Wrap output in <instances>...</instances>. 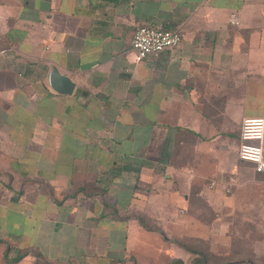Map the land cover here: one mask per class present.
<instances>
[{
	"label": "crops",
	"instance_id": "crops-1",
	"mask_svg": "<svg viewBox=\"0 0 264 264\" xmlns=\"http://www.w3.org/2000/svg\"><path fill=\"white\" fill-rule=\"evenodd\" d=\"M143 25L182 42L137 63ZM251 116L264 117V0H0V264L152 257L154 233L114 208L176 228L195 199L220 221L261 206L264 174L230 150ZM7 247L30 253L7 263Z\"/></svg>",
	"mask_w": 264,
	"mask_h": 264
},
{
	"label": "rangeland",
	"instance_id": "rangeland-1",
	"mask_svg": "<svg viewBox=\"0 0 264 264\" xmlns=\"http://www.w3.org/2000/svg\"><path fill=\"white\" fill-rule=\"evenodd\" d=\"M240 124L241 122L237 125L241 127ZM238 144L239 142L237 140H232L230 150L235 149L239 153V148L237 149ZM226 147L228 146L226 145ZM234 179H236L235 176ZM205 180L207 181L203 183H206L207 186L211 188L216 186L214 177H209ZM232 192L233 190L227 193L230 194ZM187 208L186 214L182 213L186 217L183 220V225L176 228L170 222L161 225L159 221L153 220L147 215L136 211H123L114 215L112 209V215L114 217L116 216L119 220H122L125 216H129L127 220H137L135 217H131L137 214L146 216L152 221L150 223L164 233L165 238L157 231L148 230L154 233L155 237L144 238L141 242L145 246L156 249L153 251L152 257L147 256L146 251L140 250L136 254L131 252L118 253L112 259L108 257V260H114L117 263L127 261L128 264H179L178 260H180L182 264H192L195 258L200 257L199 254L197 255L193 252L196 250V252L203 251L209 254L208 264H224L230 262H235L234 264H247L246 260L252 261L253 264H264L263 203L261 206L244 207L231 214L229 216L231 219L226 220L224 218L222 221L219 219L220 213L203 201L195 199L189 203ZM216 214H218L217 217ZM220 234H223V236ZM180 244L189 247L190 251L181 247ZM161 246L162 248L158 251ZM9 247L6 248L4 253V260L6 262L7 260H11L9 258ZM137 248L139 249L138 246ZM122 258L125 259L122 260ZM81 263L83 264V262Z\"/></svg>",
	"mask_w": 264,
	"mask_h": 264
},
{
	"label": "built area",
	"instance_id": "built-area-1",
	"mask_svg": "<svg viewBox=\"0 0 264 264\" xmlns=\"http://www.w3.org/2000/svg\"><path fill=\"white\" fill-rule=\"evenodd\" d=\"M231 23L239 25V18L232 15ZM179 30L166 29L162 26H139L131 44L135 61L140 63L150 54L178 47L182 42ZM239 158L254 166L257 173L264 174V117H245L240 128ZM234 182V180H231ZM230 192V190H228Z\"/></svg>",
	"mask_w": 264,
	"mask_h": 264
},
{
	"label": "trees",
	"instance_id": "trees-1",
	"mask_svg": "<svg viewBox=\"0 0 264 264\" xmlns=\"http://www.w3.org/2000/svg\"><path fill=\"white\" fill-rule=\"evenodd\" d=\"M75 195V194H74ZM73 194L71 195V194H69V195H66L65 197H72V196H74ZM113 213H114V215H117L118 214V210H116L115 208L113 209ZM116 217V216H115ZM129 217V216H128ZM128 217H123V219L122 220H125V221H127V218ZM131 217H135L137 220H138V222H139V224L141 225V226H143L145 229H147V230H149V231H157V232H159V233H161L162 234V236L165 238V236H164V233L160 230V229H158L155 225H153L152 223H150V222H152L149 218H147L146 216H144V215H139V214H137V215H135V216H131ZM117 218V217H116ZM181 245V247H184L185 249H187L188 251H190V248L189 247H187V246H185L184 244H180ZM8 250H9V248H8ZM8 252V251H7ZM195 254H199L200 255V257L198 258H195V260L193 261V263L192 264H208V262H209V254L208 253H204L203 251H197L196 252V250H194L193 251ZM30 253V250H24V251H22L21 252V255H19L16 259H14V260H7V263H12V262H16V261H19L22 257H25L26 255H28ZM35 254V256H36V258H37V263H39V264H49L44 258H42L39 254H36V253H34ZM7 258V257H6ZM246 262H247V264H253V262L252 261H250V260H246ZM178 263L179 264H182V261H180V260H178ZM235 263V262H234ZM233 262H230V263H224V264H234Z\"/></svg>",
	"mask_w": 264,
	"mask_h": 264
},
{
	"label": "water",
	"instance_id": "water-1",
	"mask_svg": "<svg viewBox=\"0 0 264 264\" xmlns=\"http://www.w3.org/2000/svg\"><path fill=\"white\" fill-rule=\"evenodd\" d=\"M54 88L64 94L71 93L73 90V83L65 76H61L58 71H55L53 78Z\"/></svg>",
	"mask_w": 264,
	"mask_h": 264
}]
</instances>
